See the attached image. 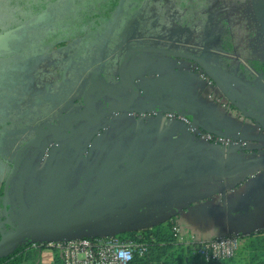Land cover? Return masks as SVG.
Here are the masks:
<instances>
[{"label":"crops","instance_id":"0c3cea01","mask_svg":"<svg viewBox=\"0 0 264 264\" xmlns=\"http://www.w3.org/2000/svg\"><path fill=\"white\" fill-rule=\"evenodd\" d=\"M216 54L201 56L208 72L161 52L130 55L122 75L100 80L88 98L94 123L59 129L57 139L49 132L57 144L45 164L34 153L19 161L5 224L41 244L172 227L186 249L229 235L242 245L263 232L264 79L241 77ZM156 109L249 146L224 150L182 123L132 115Z\"/></svg>","mask_w":264,"mask_h":264},{"label":"rangeland","instance_id":"374dc122","mask_svg":"<svg viewBox=\"0 0 264 264\" xmlns=\"http://www.w3.org/2000/svg\"><path fill=\"white\" fill-rule=\"evenodd\" d=\"M45 2L46 0H0L1 34L22 27L25 32L17 33L15 36H21L24 40L29 30L28 25L31 24L33 36L38 32L42 34L41 37H37L38 34L34 37V44L47 45L52 48L61 47V51L54 54L56 60H45V66L41 68L36 66L34 58L30 59L29 64L24 61L23 64L18 65L20 71L27 73L28 84L23 90H20L17 85L20 82H17L18 70L15 65V67L5 65L7 69H4V73L0 72V143L2 142L0 150V238L5 235L3 232V227L6 225L4 201L6 200L7 205L9 198L8 189L5 199L6 186L14 170L17 155L25 149L19 161L27 153L29 157H32L34 153L38 154L40 164H45L51 153L52 140L47 130L37 135L38 126L45 124L48 119L50 124L59 125L62 113L70 115L75 113L70 109V104L77 102L79 107L76 109L81 110L78 114L75 113L77 114L75 116L78 118L87 116L88 112L82 106V99L85 91L91 90L95 75L101 76L102 80L115 79L118 73L120 75L121 63L125 60L128 51L150 48L171 51L173 54L187 52L195 55L197 60L202 59L203 54L214 58L217 57L216 53H219L224 55L230 64L236 65V68L241 70V77L250 75L247 73V76L244 69L251 68L253 61L264 63V39L251 32L255 28L253 27L255 19L250 14L253 6L247 0H140V4L138 0H57V5L52 7L44 5ZM42 5L44 6L41 7ZM135 5H139L137 10L134 9ZM123 7L126 11L132 9L129 10L126 24L128 25L132 19H135L131 26L136 24L137 26L128 34V31H125L119 36L123 28L119 25V20L111 23L110 19L107 21V18L110 15H112L110 18L116 17L117 10ZM37 8L39 9L35 12L30 24L17 21L29 19L31 17L29 14ZM109 11L110 15L107 16ZM76 13H84L88 16V21L92 22V24L88 22L86 34L81 32L85 23L82 19L83 23L80 25L81 28H76V34L60 32L65 24L59 21H68L64 27L66 31L74 20L71 14ZM118 14L120 16L121 13ZM42 16L44 19L39 20ZM221 22L229 24L233 29L232 40L220 38L221 32L219 31L223 30L219 27ZM168 27H171L170 31ZM124 35H126L125 38H122ZM84 37H87L85 41ZM50 86L49 95L46 89H50ZM25 98L29 100L26 101ZM17 100H20L21 104H16ZM34 100H39L40 104H36ZM65 104L69 107L63 106ZM52 107L57 110L56 114L50 113V109L54 110ZM142 112L144 111H138V113ZM92 123H94L93 120L88 117V120L76 124L83 128ZM1 134L4 135L3 139H1ZM29 144L33 146L28 147ZM40 144H43V149L38 151L35 148H38ZM7 226H14V223L11 222ZM15 229L22 232L18 226ZM257 234H254L255 237ZM174 236L177 238L178 233H174ZM28 243L32 246L41 244L25 239L14 245L13 249ZM248 245L249 239L247 238L240 245L235 258L228 261V264H247ZM56 257H59L63 263L61 255L51 250L43 253L42 260L44 264H51Z\"/></svg>","mask_w":264,"mask_h":264},{"label":"flooded vegetation","instance_id":"af4514ba","mask_svg":"<svg viewBox=\"0 0 264 264\" xmlns=\"http://www.w3.org/2000/svg\"><path fill=\"white\" fill-rule=\"evenodd\" d=\"M56 1L57 0H46V2H45L44 5H47V6H51L52 7V6H55ZM139 1L140 0H138V2ZM247 1L250 2L252 4V6H253L250 14H252L253 18L255 19V24L253 26L255 28L251 32L254 33L255 35H258V37L261 36L264 39V13H262L261 10L259 9L260 3L261 2H264V0H247ZM44 5H42L41 7H43ZM73 6H76V5H73ZM41 7H39V8H41ZM39 8L33 10L31 12V14H29V15H31V17L29 19H27V20L21 19V20H17V21L18 22H21V23L30 24L33 21L35 12ZM123 8L122 9L119 8V10H117L118 11L117 14H116L117 16L116 17H113V18H110V17H112V15H110V11L107 12L108 13L107 16L110 15L107 18V21H109V19H110L111 23H113V21H116L117 22V20H119L118 21V23H119L120 21H123V20L126 21V20H128V15H129V13H130V11L132 9H129L130 11L129 10L126 11V8H124V9ZM134 9L135 10L138 9V8H136V5H135V8ZM118 13H121L120 16H119ZM71 16L74 17L73 18L74 20L70 23V27L66 31L64 30V27H66V23L68 21H66V20L59 21L60 23L65 24L64 27L62 26V29H61L60 32H62V33H74V34H76L75 33L76 32V28H81L80 25H81V23H83V22H81V19L82 20H85L84 21L85 23L83 24V29L81 28V32L82 33H84L86 31V28H87V26H88L89 23L92 24V22H89L91 20L88 21L89 18L84 13H82V14L81 13H76L74 15L71 14ZM60 18H63V17H60ZM75 18H77V19H75ZM42 19H44V16L39 17V20H42ZM134 21H135V19H132V21L128 25L125 24L124 27L122 28L123 29V32L129 31L130 30L129 28L132 27L131 25L134 23ZM78 22H79V24H77ZM223 22H225V21L223 20ZM223 22H221V24L219 25V27H222L223 28V30H220L219 31V32H221L220 38H225V39L226 38L227 39L230 38V40H232L233 29H231V27H230L229 24L228 25H227V23L226 24L225 23L223 24ZM104 24H105V22H104ZM120 24L121 23H119V25ZM31 26H32L31 24H30V26L28 25V29L29 30H28V32H26V34L24 36V40L21 39L22 38L21 36L20 37H16L15 36V34H17V33L25 32V29H22V27H18L15 30H12V31L2 32V34L0 33V36H3L5 34H9L8 41H7V48L6 49H0V72L4 73V69H7L5 67V65H9V66H13V67L16 66L15 68H17V70H18V73H17V75H18V81L17 82H20V84H17V85L19 86V89L20 90H23L24 89V87L26 86V84H28V80L26 79V75H27L26 71H22V70L20 71L18 69V65L23 64L24 61H27V64H29L30 63V59H33L34 58L37 61V62L36 61L34 62L36 64V66H38L39 68H41L42 66H45V60H48V59H49V61L56 60V57L54 56V54H58L61 51L60 50L61 47L52 48V47L47 46V45L37 46L36 44H34V37H36L37 34H38L37 37H41L42 34H40L38 32V33L34 34V36H33V31L31 29ZM73 29H74V31H73ZM101 33H100V35H101ZM85 34H86V32H85ZM86 38L87 37H84L83 40L85 41ZM13 40H15V41L13 42ZM53 51H56V52H53ZM164 52L170 53L169 55L175 56L177 58H184V61H187V62H191V61H195L196 63L199 62L198 63L199 65L202 62V61H200L201 59L200 60H197V58L195 57V55L190 54V53H187V52L186 53H176V54H173L171 51H167V50L164 51ZM167 53H164V54H167ZM28 59H29V61H28ZM40 61H42V63ZM123 63H124V60L122 61L121 64H123ZM24 64L27 65L26 63H24ZM196 67H197L196 64L193 65V69H194L193 71H196V69L198 68V67L197 68ZM53 74H54V72H53ZM96 81H100V78H99L98 75L97 76L95 75L94 80H93V85L91 87V90L88 91L89 93L85 91L84 98L82 99V103H83L82 106L86 109V111L88 113H92L93 112L92 108L88 104V98H90V97H96L97 94L99 93L100 89H101V88H99L100 82L96 84L95 83ZM50 90H51V86H50V89H46L47 94L50 93ZM98 99H100V98L98 97ZM25 100L28 101L29 99L28 98H25ZM20 102H21L20 100H17L16 101V104L19 105V104H21ZM39 102H40L39 100H36L35 101L36 104H40ZM66 105L69 107L68 104H65L63 106H66ZM70 105H71L70 106V109L74 110L75 113H77V114L81 110V109L80 110H77L76 109L77 107H79L78 102L77 103L70 104ZM52 109H54V107H52ZM50 111H51L50 113H53V114H56L57 113V110H55V109L54 110H51L50 109ZM27 112H28V110H27ZM75 113H73L74 115L73 114L70 115L69 113H62L63 115L60 114L61 115L60 116V120H61L60 122L61 123H59V125L50 124V121H49V119L47 120V116H46V120L47 121H46L45 124L43 123L40 126H38V129H37V132H36L37 135H39L38 133H43L44 130H47L48 132L51 133V135H53V137L55 139H57L56 138V135L54 134V132H56V134H57V131H59V129L65 128V129H69V130L72 129L71 131H74L75 126H78L79 127V125L76 124L77 122H80L81 123V122H84V121L88 120V117L87 116H83V117L80 116L79 117L80 120H78V117H76L77 114H75ZM41 119H43V118H41ZM73 119H76L78 121L74 122V121H72ZM80 127H81V125H80ZM2 135L3 134H1V139L4 138V137L2 138ZM56 144H57V142L52 141V144L51 145H52V147H54V146H56ZM1 147H2V142L0 143V150H1ZM16 159H17V157H16ZM16 159H15V162H16ZM15 162H14V164H15ZM6 164H7V160H6ZM18 164H19V162H18ZM10 185H11V183H10ZM16 227H17V224L16 223L14 224V226H10V227L7 226V225H4V227H3L4 228V231L3 232H4L5 235L0 238V253H5L9 249L8 248V247H10V246H8L9 243L3 242V240L6 239V236H8L13 231H15V228ZM6 231H9V232H6Z\"/></svg>","mask_w":264,"mask_h":264},{"label":"built area","instance_id":"2783aa9c","mask_svg":"<svg viewBox=\"0 0 264 264\" xmlns=\"http://www.w3.org/2000/svg\"><path fill=\"white\" fill-rule=\"evenodd\" d=\"M202 78L204 80L207 79L205 76ZM133 116L140 119L163 117L170 122L182 123L196 138L208 145L224 150H243L249 146L246 141L240 138H233L214 132H203L194 125L189 117L171 109L149 110L142 113H134ZM45 244L46 248L61 255L63 264H130L136 252L142 255L147 252V248L144 245L124 242L115 237L98 240L71 239L36 244L33 247L38 248V245L43 246ZM240 244V237L229 235L200 244L197 253L207 263H225L235 258Z\"/></svg>","mask_w":264,"mask_h":264},{"label":"trees","instance_id":"16d2710c","mask_svg":"<svg viewBox=\"0 0 264 264\" xmlns=\"http://www.w3.org/2000/svg\"><path fill=\"white\" fill-rule=\"evenodd\" d=\"M138 3L140 4V1ZM136 8H139V5H136ZM119 23H121V27H124L126 21L123 20ZM156 23L159 22L156 21ZM136 26L137 24L133 25L129 31ZM168 28L170 31L171 27ZM121 33H123V29L120 30L119 36H121ZM125 36L126 35L122 38H125ZM229 39L230 38H228V40ZM250 67L253 73H251L248 68L244 69L246 74H250L248 77L256 78V76H261L264 79V63L254 61L251 63ZM255 235L248 237L247 264H264V231L258 233L257 237H255ZM120 238L124 242H133L137 245H144L147 248V252L143 255L136 252L130 264H228V262H205L197 253V249L200 245H195L189 249L182 247L177 243V238L174 236L172 227L169 229L161 226L143 232H127L120 234ZM38 246L37 249H33L30 243L21 244L12 254L1 257L0 264H44L42 255L48 248H46V244ZM54 252L57 253L56 251ZM51 264L63 263L59 257H56Z\"/></svg>","mask_w":264,"mask_h":264},{"label":"water","instance_id":"95a60500","mask_svg":"<svg viewBox=\"0 0 264 264\" xmlns=\"http://www.w3.org/2000/svg\"><path fill=\"white\" fill-rule=\"evenodd\" d=\"M259 9L261 10L262 13H264V2H261L260 3ZM8 37H9V34H5L3 36H0V49H6L7 48ZM141 51L167 53V52H164V51H159V50L150 49V48H140V49L131 50V51H129L127 53V55L125 57V60H124V63L121 66L120 75H122L123 69H124V67H125V65H126V63L128 61L129 56L132 55V54H134V53H136V52H141ZM167 54H170V53H167ZM200 65L204 67V64L202 62L200 63ZM204 69L208 72V70L205 67H204ZM99 78H100L101 82H103L102 77L99 76ZM133 89L135 90V87ZM177 108L179 110V107H177ZM78 120H80V119L78 118ZM78 120L73 119L72 121L76 122ZM54 134L56 135V132H54ZM3 137H4V135H2V138ZM32 146H33V144H29L28 145V147H32ZM24 150L25 149H23L18 154L17 159H16V162H15V165H14V170H13L12 174L10 175V177L8 179L7 186H6V192H5V199H6L7 194H8L7 192H8V189L10 187V183H11L12 179L14 178V176L16 175L20 155L23 153ZM4 206H5V211H7V208H6V200L4 201ZM24 237H25L24 233H22L21 231H18V230L16 231V229H15L14 232H12L8 236H6V239H4L3 242L9 243L8 246H10V247H8L9 249L5 253H0V258L1 257L8 256L9 254H12L14 252V250H15V249H13V248H15L14 245H17L18 243L22 242L23 239H24Z\"/></svg>","mask_w":264,"mask_h":264}]
</instances>
